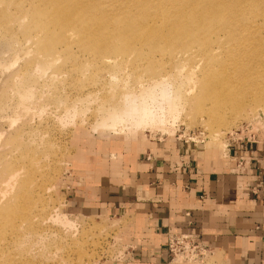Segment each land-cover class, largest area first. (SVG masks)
Masks as SVG:
<instances>
[{
  "label": "rangeland",
  "instance_id": "obj_1",
  "mask_svg": "<svg viewBox=\"0 0 264 264\" xmlns=\"http://www.w3.org/2000/svg\"><path fill=\"white\" fill-rule=\"evenodd\" d=\"M239 1L231 40L225 32L207 30L202 40L210 38L211 46L193 49V63H185L181 53L175 61L154 59L161 77L167 76L155 87L149 79L154 68L146 60L134 62L131 50L98 56L75 31L63 34L64 45L45 35L36 26L41 0L0 2V177L12 181L0 183V264H122L137 248L141 220L71 213L73 192L104 179L119 185L124 162L156 145L186 146L201 159L209 153L228 159L229 134L235 132V141L246 137L264 145V0ZM241 41L248 50L240 48ZM111 42L119 50V42ZM205 73L229 76L220 94L199 81ZM150 90L147 103L161 128L136 127L137 120L131 124L130 116H120L123 124L100 131L130 106V96L137 104ZM161 90L179 93L173 115L164 114ZM215 110L213 126L209 115ZM129 134L135 138L110 150L118 143L110 139ZM212 259L208 254L205 264Z\"/></svg>",
  "mask_w": 264,
  "mask_h": 264
},
{
  "label": "crops",
  "instance_id": "obj_2",
  "mask_svg": "<svg viewBox=\"0 0 264 264\" xmlns=\"http://www.w3.org/2000/svg\"><path fill=\"white\" fill-rule=\"evenodd\" d=\"M194 150L139 151L124 162L119 185L104 179L73 192L68 208L141 220L137 248L122 264H186L166 254L173 234L198 237L213 258L208 264H264V145L227 148L228 159L209 153L202 160Z\"/></svg>",
  "mask_w": 264,
  "mask_h": 264
},
{
  "label": "bare ground",
  "instance_id": "obj_3",
  "mask_svg": "<svg viewBox=\"0 0 264 264\" xmlns=\"http://www.w3.org/2000/svg\"><path fill=\"white\" fill-rule=\"evenodd\" d=\"M40 3L44 7L40 8L41 11L36 12V26L40 27L45 35L49 33L53 39L56 38L58 43L64 45L65 42L63 41L66 40L65 37H62L63 34L67 31L74 34L75 31L78 35L81 34L85 37L93 47L91 49H95L98 56L116 55L131 50L134 62L146 60L154 68V71L151 69L149 79L152 80L155 87L158 85L155 84L158 80L167 78V76L161 77L164 72L157 71L159 64L155 60H162L167 57L175 61V56L181 53L186 57L185 63L192 62L191 52L193 49L202 51V47L211 46L210 38L202 40V33L207 30L209 33L215 32V34L225 32L231 40L232 30L237 24L238 11L235 9L241 2L239 0H113L108 2V6L104 4V0H41ZM111 38H115L119 42V50L116 49L118 43L113 44ZM51 43L52 41L47 46H50ZM243 44L244 41H241L238 45L245 51L248 50L250 45L248 43ZM109 61L111 60L107 59L105 62L109 63ZM209 73H205L199 81L205 82L206 86L208 83V92L220 94L218 91L225 86L229 76L224 79L217 74L210 76ZM152 94L153 91L150 90L137 104L130 96L129 98L132 99L130 106L125 107L119 115L113 114L107 123L100 126V131L102 132L106 128L110 129L109 126L117 128V123L123 124V117L120 116H130L128 120L131 124L137 120L136 127L154 126L161 128L163 124L160 122V118L150 110L151 108L147 103L148 100L153 99ZM160 95L165 105L164 114L173 115L175 109L177 110L180 105L178 91L169 95L161 90ZM218 107H221V104L217 103L215 108ZM39 114L41 113L39 112ZM216 115H218L217 110L209 115V122L213 126L217 124ZM221 124L226 125L225 122ZM120 127L122 126L120 125ZM108 137H103V140L108 141ZM216 137L213 136V140H216L214 139ZM132 138L135 137L129 134L124 138L110 139L112 142L118 141L110 150L120 148L122 144L127 145L129 139L132 140ZM104 148H108L106 144ZM107 159L113 160V154H109ZM88 161L89 163L95 162L91 159ZM99 161L101 160L99 159ZM102 161L104 162L103 159ZM96 165L99 166V164ZM13 174L16 172L11 173L12 176ZM2 178L3 176L0 177V183H7L8 185L12 183L8 178L4 180ZM207 255L204 254L201 259L192 256L189 259L190 262L186 264H205Z\"/></svg>",
  "mask_w": 264,
  "mask_h": 264
},
{
  "label": "built area",
  "instance_id": "obj_4",
  "mask_svg": "<svg viewBox=\"0 0 264 264\" xmlns=\"http://www.w3.org/2000/svg\"><path fill=\"white\" fill-rule=\"evenodd\" d=\"M237 132L229 134V139L232 141L228 144L227 148L238 146L243 147L250 144H259L255 141H250L248 138H244L240 142L234 140V136ZM239 165H243V159H239ZM264 185V181H263ZM166 254L173 260L178 262L187 263L192 256L201 259L204 254H210L209 248H207L202 241L193 235L188 234H173L168 237L166 244Z\"/></svg>",
  "mask_w": 264,
  "mask_h": 264
}]
</instances>
